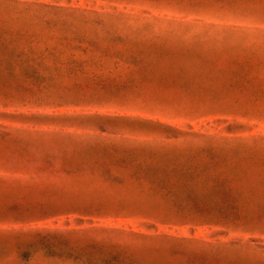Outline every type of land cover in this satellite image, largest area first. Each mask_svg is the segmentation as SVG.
Masks as SVG:
<instances>
[{
	"label": "rangeland",
	"instance_id": "obj_1",
	"mask_svg": "<svg viewBox=\"0 0 264 264\" xmlns=\"http://www.w3.org/2000/svg\"><path fill=\"white\" fill-rule=\"evenodd\" d=\"M0 264H264V0H0Z\"/></svg>",
	"mask_w": 264,
	"mask_h": 264
}]
</instances>
